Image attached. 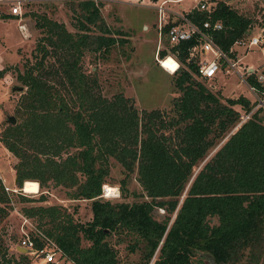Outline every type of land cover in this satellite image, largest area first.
Wrapping results in <instances>:
<instances>
[{"label": "trees", "instance_id": "16d2710c", "mask_svg": "<svg viewBox=\"0 0 264 264\" xmlns=\"http://www.w3.org/2000/svg\"><path fill=\"white\" fill-rule=\"evenodd\" d=\"M99 6L91 0L75 3V32L44 16L36 22L41 36L33 61L25 60L15 76L22 87L14 105L16 121L0 132V142L16 158L18 189L26 180L41 188L49 182L69 188L70 199L90 202L91 218L74 221L56 205H26L20 211L36 218L39 231L72 264H119L107 237L122 232L134 236L130 251L142 242L137 264H195L206 254L214 264H257L264 257V112L256 109L235 126L240 113L250 111V100L238 96L223 103L196 80L195 62L186 61L192 41L170 47L181 66L174 78L179 95L169 112L153 109L138 117L121 94L103 97L95 72L81 69V58L85 52L107 53L125 40L105 25ZM9 17L14 16L0 14ZM186 17L195 24L220 21L222 28L212 36L224 51L251 26L250 18L221 0L209 14L191 9ZM157 54L163 57L166 51ZM5 73L0 69V78ZM247 83L257 85L252 75ZM109 157L126 172L135 171L139 196L146 199H102ZM9 194L0 180V226L10 208ZM17 197L33 201L21 193ZM37 199L44 200L43 194ZM153 209H163L161 220L153 218ZM18 254L19 259L8 255L0 236V264H20L25 255Z\"/></svg>", "mask_w": 264, "mask_h": 264}, {"label": "rangeland", "instance_id": "374dc122", "mask_svg": "<svg viewBox=\"0 0 264 264\" xmlns=\"http://www.w3.org/2000/svg\"><path fill=\"white\" fill-rule=\"evenodd\" d=\"M221 1L227 3L237 13L251 19L249 33L264 32V0ZM74 2L76 3L74 0L70 2L54 0L29 4L25 13L20 17L0 18V69L5 68L6 70L4 76L0 78V132L9 124L8 117L14 118V105L22 92L12 90V87L21 86L15 78L16 72L23 70L25 60L33 61L32 50L36 40L41 36V30L36 22H40L41 16H44L62 23L68 31L75 32ZM195 2L196 0L168 1L165 6L184 14L194 7ZM99 13L106 26L112 31L120 32V34H115L117 39L125 41L122 43L117 41L107 53L85 52L80 61L81 69L86 74L95 72L103 97L110 99L116 94H121L125 99V104L128 107L131 106L130 110H134L138 117L143 111L153 109L169 112L171 100L179 95V91L174 86L177 68L172 66V58L169 56L163 58L165 55L159 57L157 54L160 50H165L166 54H172V52L166 38L162 34L159 37L157 35L156 9L148 0H114L100 4ZM168 17L170 20L174 19L172 13H169ZM238 51H240L239 56H242L243 64L251 65L258 70L264 69V48L255 47L245 54H242L240 49ZM194 77L209 91L217 94L223 103L225 98H237L238 96L251 100V95L245 86L232 73H221L216 78L208 80ZM232 108L238 109V105H233ZM258 115L262 113L259 112ZM238 121L239 118L236 125ZM231 130L214 148L208 151L205 159L219 147ZM69 151L72 152L73 149ZM204 160L194 169V172ZM15 162L16 158L0 142V180L10 189V208L0 226V236L8 247V255L19 259L15 245L21 229L31 233L41 230L37 226L36 218L22 214L21 206L56 205L61 211L68 213L74 221L80 223L90 220L91 211L88 200L70 199L67 195L69 188L54 186L51 182L46 188H41L38 187L36 181L26 180L22 188L18 189L13 181ZM104 185L107 188L108 197H102V199L112 203H130L146 199L144 196H139L143 193L136 180L135 171L126 172L122 165L112 157L108 158V175L105 177ZM20 193L31 197L33 201L20 202L17 197ZM39 194H43L44 200L37 199ZM163 215V209L152 211V216L156 220H161ZM107 241L114 249L119 264L139 262L142 242L137 240L134 251H130L128 247L135 242L133 235H126L123 232L111 233ZM86 244L88 242L82 240V245ZM152 257L155 258V253ZM151 263L149 261L148 264ZM263 263L264 257L262 256L257 264ZM20 264H45V261L42 257H32L27 254ZM195 264L209 263L207 258L196 257ZM236 264H245V262L242 260Z\"/></svg>", "mask_w": 264, "mask_h": 264}, {"label": "built area", "instance_id": "2783aa9c", "mask_svg": "<svg viewBox=\"0 0 264 264\" xmlns=\"http://www.w3.org/2000/svg\"><path fill=\"white\" fill-rule=\"evenodd\" d=\"M54 0H0V14H8L14 17H20L25 13L27 5L50 2ZM70 1V0H68ZM73 1V0H71ZM80 1V0H74ZM96 5L102 3H109L114 0H91ZM141 1V0H140ZM151 6L157 11V35L162 34L170 46L177 45L182 41H192L190 47L187 48L186 61H194L196 64V76L200 79L208 80L215 78L219 73L234 74L247 89L251 95V109L248 113H240L239 121L236 126L245 121L251 111L260 109L264 112V69L258 70L248 64L241 62L242 56H239V49L242 54L253 48H264V32L249 33L235 39L226 51L222 50L214 41L212 32L218 31L222 28L220 21L204 20L200 24H195L189 21L186 17V13H180L174 10L168 9L165 5L169 0H148ZM215 6V2L211 0H196L194 7L199 11H204L209 14ZM190 11V10H189ZM188 11V12H189ZM172 13L173 20H170L168 14ZM171 23L168 28L163 31V28ZM174 51L172 54H166L164 57L169 56L176 63L178 67V61L176 59ZM209 55L208 57H205ZM242 63V64H241ZM175 68V69H176ZM253 76V79L257 85L247 83V76ZM6 191H10L5 186ZM101 197L107 196V188L104 184L101 185ZM26 221V220H25ZM30 231H24L21 229L16 247L26 248V253H21L32 257H42L45 264H72L66 256L62 255L60 249L56 244L46 235L39 230L32 232V236L37 237L40 243L35 245L32 238L29 235ZM19 253V252H18Z\"/></svg>", "mask_w": 264, "mask_h": 264}, {"label": "water", "instance_id": "95a60500", "mask_svg": "<svg viewBox=\"0 0 264 264\" xmlns=\"http://www.w3.org/2000/svg\"><path fill=\"white\" fill-rule=\"evenodd\" d=\"M12 90L21 91L22 87L21 86L12 87ZM129 109H131V106L129 107ZM8 123L9 124H14L15 123V119L12 116H9L8 117ZM16 250L19 253H26L27 252V249L26 248H22V247H16ZM205 257L207 258L209 264H214V261H213L212 257L209 254H206Z\"/></svg>", "mask_w": 264, "mask_h": 264}, {"label": "crops", "instance_id": "0c3cea01", "mask_svg": "<svg viewBox=\"0 0 264 264\" xmlns=\"http://www.w3.org/2000/svg\"><path fill=\"white\" fill-rule=\"evenodd\" d=\"M172 66H174L176 68V64H175L174 60H172Z\"/></svg>", "mask_w": 264, "mask_h": 264}, {"label": "bare ground", "instance_id": "6f19581e", "mask_svg": "<svg viewBox=\"0 0 264 264\" xmlns=\"http://www.w3.org/2000/svg\"><path fill=\"white\" fill-rule=\"evenodd\" d=\"M169 1H173V2H175V1H179V0H169Z\"/></svg>", "mask_w": 264, "mask_h": 264}]
</instances>
